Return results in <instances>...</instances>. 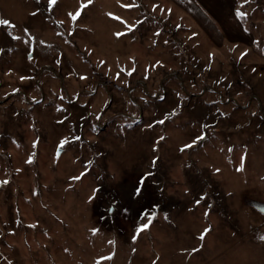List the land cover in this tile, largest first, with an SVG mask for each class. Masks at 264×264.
<instances>
[{
  "label": "rangeland",
  "instance_id": "rangeland-1",
  "mask_svg": "<svg viewBox=\"0 0 264 264\" xmlns=\"http://www.w3.org/2000/svg\"><path fill=\"white\" fill-rule=\"evenodd\" d=\"M80 3L0 0V264H264V0Z\"/></svg>",
  "mask_w": 264,
  "mask_h": 264
},
{
  "label": "snow or ice",
  "instance_id": "snow-or-ice-1",
  "mask_svg": "<svg viewBox=\"0 0 264 264\" xmlns=\"http://www.w3.org/2000/svg\"><path fill=\"white\" fill-rule=\"evenodd\" d=\"M240 2H241V6H243V4L247 2V0H240ZM92 3H93V0H81V3H80L79 8H77L73 12L67 13V17L70 19V21L76 22L78 20V18H80L82 16V13L84 12V10H86ZM117 3H120V0H117ZM57 6H58V0H47V7L49 9H54ZM133 6L134 5H131V4H123L122 5V7H124V8H130V7H133ZM152 7L155 10L159 6L153 4ZM161 10L163 11V9H161ZM168 11L171 12L170 9ZM38 12H39V8H37L36 9V12H33L32 15L35 16V15H37ZM107 15L109 17L113 18L116 21H122V17H120L119 15L115 14L114 12H108ZM235 15H236L237 18H241V17H245L247 15V13L244 12V11H242L241 8L238 7V8L235 9ZM122 22L125 23V24L127 23L126 21H122ZM0 26H6V27L7 26H13L14 27V25H11V21L8 20V19H0ZM129 27H133V26L129 25ZM177 27L179 28L180 25H177ZM22 31H23V33H29V29L28 28H24ZM245 31H247V29H245ZM8 35H10L13 40L22 41L25 44H28V43H30V40H34L35 39L34 37H31L30 40H25L22 35H13L11 33H9ZM114 35L116 37H120L121 35H123V33L120 32V31H116L114 33ZM193 35H196V34L193 33ZM165 43H167V41H165ZM246 54H247V50L241 52L240 53V58L242 59ZM210 55H212V54H210ZM29 59H31V57H29ZM100 63L101 64H105L106 62L102 60ZM156 63L157 64H160L161 61H156ZM9 71H11V69ZM252 71L255 72L256 69L253 68ZM129 74H131V73H129ZM81 78L82 79H85L86 77H81ZM117 78H119V73H117ZM20 79L23 81V80L27 79V77L21 76ZM222 79H225V78H222ZM13 91L14 92L15 91H18V89H15L14 88ZM5 95H7V93H5ZM177 95H179V93H177ZM173 112H175V109H173ZM163 122L164 121H160V123H163ZM148 127H151V124H149ZM205 127H207V125H205ZM206 135H207L206 132H200L198 134H195L193 137L190 138V141L189 142L183 143L180 146L179 151L180 152H183L185 149L192 148L193 146L197 145L198 142L204 140L205 137H206ZM160 139H163V137H161ZM33 143L35 144L36 141H33ZM59 143H60V145H64V144L67 143V140L66 139H61L59 141ZM158 160H159V157L153 156V158H152V160L150 162L151 166L154 167L156 165V163H157ZM28 162H31V158H29V161ZM216 171L219 172L220 169L217 168ZM85 174L86 173H81L78 176L70 177V179H77V180H79ZM152 175H153V173L150 172V171H145L144 173H142L140 175L139 179H138V185H145L146 180L148 179V177H150ZM8 183H9V181L7 179H4V180L0 181V185H7ZM99 190H100L99 187H96V188H93L92 189V194L88 197L89 201H92V200H94L96 198L97 193L99 192ZM189 190L190 189L187 188V187H185V189H184L185 192H188ZM133 191H134V194L137 195V197H143L145 195V189L142 188V187H140V186L134 187ZM200 202H201L200 199H197L195 201L196 204H200ZM109 210L110 211H117V209H112V208H109ZM124 211H127V210L125 209ZM152 215H154V214H152ZM165 218L167 219V216H165ZM34 226L35 225H33V227ZM148 227H149V224L148 223H143L142 222L139 225V227H137L136 231L139 232L141 229H146ZM91 231H92L93 234H96V233H98L100 231V229L93 227L91 229ZM209 231H210L209 228L204 229V233H207ZM202 236H203V234H202ZM132 239L135 240L136 239V236L134 235L132 237ZM261 239L264 240V237H261ZM193 251H195V249H193ZM107 258L110 259L111 257L109 256ZM101 259H106V258L105 257H101ZM10 264H11V262H10Z\"/></svg>",
  "mask_w": 264,
  "mask_h": 264
}]
</instances>
